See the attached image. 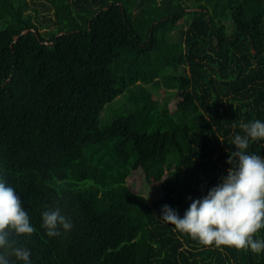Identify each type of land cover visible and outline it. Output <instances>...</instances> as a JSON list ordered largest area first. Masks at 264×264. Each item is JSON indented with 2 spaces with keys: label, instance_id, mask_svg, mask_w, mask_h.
<instances>
[{
  "label": "trees",
  "instance_id": "trees-1",
  "mask_svg": "<svg viewBox=\"0 0 264 264\" xmlns=\"http://www.w3.org/2000/svg\"><path fill=\"white\" fill-rule=\"evenodd\" d=\"M46 1L52 30L27 0H0V176L36 229L18 238L33 264H264L158 219L206 194L240 123L264 120V0ZM248 151L264 156V140ZM140 169L163 191L153 204L128 186ZM53 205L74 225L59 237L41 227Z\"/></svg>",
  "mask_w": 264,
  "mask_h": 264
},
{
  "label": "clouds",
  "instance_id": "clouds-1",
  "mask_svg": "<svg viewBox=\"0 0 264 264\" xmlns=\"http://www.w3.org/2000/svg\"><path fill=\"white\" fill-rule=\"evenodd\" d=\"M228 151L226 175L180 215L174 207L161 206L159 220L185 232L205 246L264 251V156L248 151L251 141L264 140V120L241 122ZM71 218L58 205L41 212V227L49 237H59L73 228ZM36 231L14 187L0 176V264H33L31 250L19 237Z\"/></svg>",
  "mask_w": 264,
  "mask_h": 264
},
{
  "label": "rangeland",
  "instance_id": "rangeland-1",
  "mask_svg": "<svg viewBox=\"0 0 264 264\" xmlns=\"http://www.w3.org/2000/svg\"><path fill=\"white\" fill-rule=\"evenodd\" d=\"M29 2L30 9L38 10V19L41 22L42 26L45 29L52 30L53 29V15L51 8L49 7L46 0H27ZM228 27V31L230 32L232 29V21L229 19L225 22ZM46 36V35H44ZM170 41L177 40V34L172 33L169 36ZM171 73H184V68L180 67L177 71L170 70ZM151 91L154 93L155 97L159 100L161 107L165 108L167 105H172L175 103L176 99V91L175 90H167L163 85L159 87H149ZM124 95L117 98L111 104H108L101 113V128L105 127L113 117L118 116L121 112V106L128 107L126 103ZM128 186L130 189L136 193L143 195L147 198L149 204H153L158 197L162 196L163 191L160 186L157 185H149L145 180V174L142 169L134 171L131 176L127 179Z\"/></svg>",
  "mask_w": 264,
  "mask_h": 264
},
{
  "label": "water",
  "instance_id": "water-1",
  "mask_svg": "<svg viewBox=\"0 0 264 264\" xmlns=\"http://www.w3.org/2000/svg\"><path fill=\"white\" fill-rule=\"evenodd\" d=\"M27 33V31H25L23 34ZM17 38V37H16ZM255 53V52H254Z\"/></svg>",
  "mask_w": 264,
  "mask_h": 264
}]
</instances>
